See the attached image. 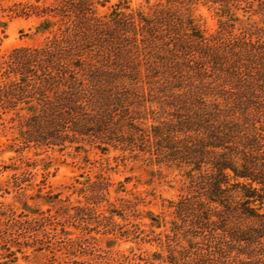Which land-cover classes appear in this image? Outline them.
Returning <instances> with one entry per match:
<instances>
[{"label":"trees","instance_id":"trees-1","mask_svg":"<svg viewBox=\"0 0 264 264\" xmlns=\"http://www.w3.org/2000/svg\"><path fill=\"white\" fill-rule=\"evenodd\" d=\"M107 1L13 4L47 33L0 62L15 150L120 145L184 167L186 192L170 205L186 243L171 263L264 264V0H160L150 11L118 0L100 13ZM197 3L214 8V32L187 12ZM0 242L14 254L4 231Z\"/></svg>","mask_w":264,"mask_h":264},{"label":"rangeland","instance_id":"rangeland-1","mask_svg":"<svg viewBox=\"0 0 264 264\" xmlns=\"http://www.w3.org/2000/svg\"><path fill=\"white\" fill-rule=\"evenodd\" d=\"M25 1L0 0V62L12 48L40 44L47 34L34 33L36 15L13 10ZM127 1L150 11L160 0ZM187 12L205 33L216 30L213 7L197 3ZM237 13L244 18L242 10ZM11 115L0 109V231L14 254L0 248V262L172 264L171 249L186 242L173 234L170 201L186 192V168L151 163L147 152L120 145L103 151L89 143L76 149L73 142L18 151Z\"/></svg>","mask_w":264,"mask_h":264}]
</instances>
